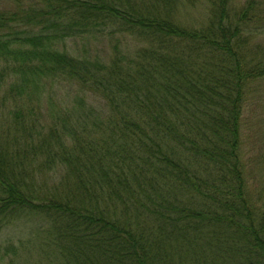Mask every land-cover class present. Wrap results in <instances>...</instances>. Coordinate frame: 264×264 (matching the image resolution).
Segmentation results:
<instances>
[{"label": "trees", "instance_id": "trees-1", "mask_svg": "<svg viewBox=\"0 0 264 264\" xmlns=\"http://www.w3.org/2000/svg\"><path fill=\"white\" fill-rule=\"evenodd\" d=\"M179 1L0 5V100H28L0 133V253L28 216L46 222L49 264H264V184L250 188L242 158L264 10L211 0L195 28ZM78 37L82 55L60 46ZM95 39L114 55H92ZM53 85L71 101L50 96L47 118L33 104ZM38 175L59 184L45 193Z\"/></svg>", "mask_w": 264, "mask_h": 264}, {"label": "rangeland", "instance_id": "rangeland-1", "mask_svg": "<svg viewBox=\"0 0 264 264\" xmlns=\"http://www.w3.org/2000/svg\"><path fill=\"white\" fill-rule=\"evenodd\" d=\"M5 1V0H4ZM0 1V5L4 2ZM259 5L256 7V12L259 9L264 10V0H257ZM247 2V0H231L232 7L238 11ZM5 3V2H4ZM261 4V5H260ZM211 6V0H180L178 6L174 12L176 20L186 26H193L195 28L201 27L204 23L208 22L209 7ZM209 10V11H208ZM100 40V41H99ZM95 39L92 41L90 48L92 55L98 54L101 58L109 59L110 56L114 55L112 51V45L108 40ZM117 40V39H116ZM264 42V36H260L255 39L252 37L249 41V52L250 56L262 57L263 53L260 49L255 46L256 41ZM88 45V42L82 37L68 38L60 44V46L66 47L70 53H77L82 55L85 53L84 48ZM254 45V47H253ZM256 47V48H255ZM264 56V55H263ZM50 85V84H49ZM68 85V84H67ZM48 86V85H47ZM56 87L57 94L52 92L47 95L41 96L40 100L34 103L37 109L40 108L43 111V115L49 117L48 108H50L49 100L50 96L55 98L54 104L61 107L63 104H67L71 99L66 98L67 91L63 86L58 85L49 86L46 90H52ZM68 87V86H67ZM247 91V110L245 118L243 120L242 128V139H243V161L247 162L245 165V171L249 174L248 182L252 190L257 189L258 184H264V79L255 78L252 79L248 84ZM27 98L18 99L17 101H8L1 103L0 100V133L9 127L8 115L12 109H18L21 105L25 106ZM26 107V106H25ZM250 159V160H249ZM44 176H37L36 186L42 187L43 192L47 193L49 189H53L55 184H59V181L53 180V178L45 179ZM264 204V201L262 202ZM44 223L41 218L24 216L18 220H14L12 224L4 230L1 240L6 243V247L9 249L1 248L3 250L0 253V264H12L17 259L28 261L27 264H49L46 259V254L42 250V241L45 238ZM40 228L42 231H40ZM12 246L14 247L13 250ZM7 252V253H6ZM2 255V257H1ZM24 255V256H22ZM21 263V262H20Z\"/></svg>", "mask_w": 264, "mask_h": 264}]
</instances>
